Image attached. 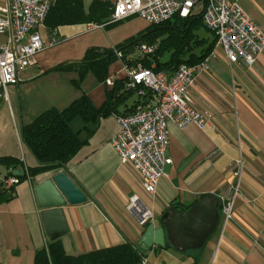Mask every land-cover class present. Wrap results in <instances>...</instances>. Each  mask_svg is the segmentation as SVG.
<instances>
[{"label":"crops","instance_id":"0c3cea01","mask_svg":"<svg viewBox=\"0 0 264 264\" xmlns=\"http://www.w3.org/2000/svg\"><path fill=\"white\" fill-rule=\"evenodd\" d=\"M83 15L102 6L109 12L101 28L93 21L38 29L43 44L58 43L40 52L33 66L19 74L17 86L8 87L0 99V158L13 157L23 167L37 162L22 143L20 130L44 112L62 111L85 95L100 108L105 92L111 87L99 83L88 73L79 88L74 86L76 71H52L64 64L80 62L87 49H112L150 27L138 17L107 23L116 0H80ZM251 20L264 32V0H239ZM65 8L69 0H54ZM199 7L197 6L195 14ZM100 26V25H99ZM198 33V32H197ZM209 41L212 34L206 33ZM138 54L134 49L129 57ZM108 78H125L117 59L108 68ZM193 108L209 115V125L179 127L169 123L164 168L153 196L146 194L139 174L130 164H121L110 140L118 131L117 116L126 114L134 98L127 100L117 114L85 123L80 118L70 122L79 132L83 145L68 162L66 169L51 171L22 181L10 194L0 193V264H34L35 254L51 238L44 232L33 189L58 172H65L80 188L86 202L64 206L61 210L67 232L55 236L67 256H79L128 243L137 245L145 230L128 209L131 196L153 213L151 223L160 227V219L173 207L183 215L205 195L218 200L219 223L197 250L175 251L166 242L164 248L144 252L140 264H264V52L253 66L239 61L229 64L220 49L205 60L204 70L189 90ZM156 99V98H155ZM155 100H151L154 102ZM241 158L243 173L240 195L235 199L231 220L223 224L221 198L230 196L234 161ZM6 173L0 168V177ZM176 207V208H175ZM179 209H186L179 213Z\"/></svg>","mask_w":264,"mask_h":264},{"label":"built area","instance_id":"2783aa9c","mask_svg":"<svg viewBox=\"0 0 264 264\" xmlns=\"http://www.w3.org/2000/svg\"><path fill=\"white\" fill-rule=\"evenodd\" d=\"M53 3L54 0H0V99L4 98L8 87L17 86L19 74L33 66L40 52L58 43L52 40L43 44L38 35ZM197 6L203 26L214 35L216 48L223 52L227 62L241 61L253 66L264 52V32L251 20L239 0H116L107 23L138 17L149 26H156L175 16L185 19L196 15ZM90 27L101 28L102 25ZM136 50L146 56L153 54L156 47L141 45ZM116 58L121 61V53L116 52ZM204 67L205 61L196 66L184 65L169 76L164 72L155 73L153 66L144 68L140 63L133 66L122 63L127 88L150 90L156 99L136 105L129 115L117 116L119 128L110 145L120 163L130 164L139 174L142 189L150 196L155 194L165 166L171 164L165 155L169 143L168 124L179 127L195 124L199 128L209 125L210 116L193 108L189 94ZM113 81L107 78L105 85L112 87ZM16 170L26 175L25 167ZM13 171L7 170L0 177V188L5 191L13 190L22 182V176L13 175ZM242 173L243 162L239 157L234 161L230 196L221 198L223 224L231 220L235 199L240 195ZM128 209L140 226L153 220L152 211L142 205L137 196H131Z\"/></svg>","mask_w":264,"mask_h":264},{"label":"trees","instance_id":"16d2710c","mask_svg":"<svg viewBox=\"0 0 264 264\" xmlns=\"http://www.w3.org/2000/svg\"><path fill=\"white\" fill-rule=\"evenodd\" d=\"M66 6L61 8L57 3L49 10L44 23L51 29L59 25H75L89 21L101 25L106 23L110 15L101 5L94 6L89 13L97 18L91 19L90 16L83 15L80 0H69ZM201 29L209 33L203 26L199 14L185 19L175 16L160 25L150 26L145 33L112 49H87L80 62L59 65L52 71H76L77 80L73 83L77 88L88 73L93 74L99 83L105 85L108 68L117 61L116 52H119L122 55L121 62L127 66L136 63H140L144 68L153 66L155 73L164 72L170 76L181 66H196L210 56L216 39L212 33L210 41L198 38L197 32ZM141 45L155 46L156 50L151 55L130 58V52ZM127 85V78L114 80L112 87L105 92L104 103L98 109L83 95L64 110H48L30 124L23 126L20 130L21 141L35 158L37 166L26 168V175L20 177V180L24 181L26 177L32 180L47 172L66 169L68 162L83 145L79 132H74L70 128L73 119L80 118L85 123L96 122L101 117L117 114L122 106L125 107L127 100L134 98L123 115L126 116L133 112L136 105L155 100V95L150 90L140 87L127 88ZM0 168L13 171L23 168V165L16 158L1 157ZM0 193L7 195L11 191L0 188ZM185 211L186 209H179L178 212ZM147 226L148 224L144 228ZM143 254L144 252L125 243L72 257L65 254L60 240L51 238L45 248L35 254L34 264H140Z\"/></svg>","mask_w":264,"mask_h":264},{"label":"water","instance_id":"95a60500","mask_svg":"<svg viewBox=\"0 0 264 264\" xmlns=\"http://www.w3.org/2000/svg\"><path fill=\"white\" fill-rule=\"evenodd\" d=\"M15 176H23V171L14 170ZM44 232L50 238L67 232L62 208L80 205L86 197L73 180L63 171L51 175L33 189ZM218 200L205 195L196 201L183 215L173 207L167 209L160 219V227L153 223L145 228L137 245L141 252L153 247L164 248L166 242L177 252L197 250L203 247L219 223Z\"/></svg>","mask_w":264,"mask_h":264},{"label":"rangeland","instance_id":"374dc122","mask_svg":"<svg viewBox=\"0 0 264 264\" xmlns=\"http://www.w3.org/2000/svg\"><path fill=\"white\" fill-rule=\"evenodd\" d=\"M206 33H208V32H206V31H204V30H199L198 31V33H197V36H198V38H200V39H202V38H205V37H207L206 35ZM205 36V37H204ZM209 39V38H208ZM211 40H212V37H211ZM217 48H216V42L214 43V46H213V49H212V51H211V53H213L215 50H216Z\"/></svg>","mask_w":264,"mask_h":264}]
</instances>
